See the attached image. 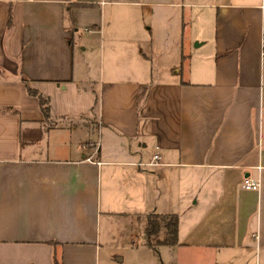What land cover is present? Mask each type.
<instances>
[{
	"label": "crops",
	"instance_id": "crops-1",
	"mask_svg": "<svg viewBox=\"0 0 264 264\" xmlns=\"http://www.w3.org/2000/svg\"><path fill=\"white\" fill-rule=\"evenodd\" d=\"M263 36L264 0H0V264H99L151 212L168 264H264Z\"/></svg>",
	"mask_w": 264,
	"mask_h": 264
},
{
	"label": "rangeland",
	"instance_id": "rangeland-1",
	"mask_svg": "<svg viewBox=\"0 0 264 264\" xmlns=\"http://www.w3.org/2000/svg\"><path fill=\"white\" fill-rule=\"evenodd\" d=\"M206 46H203L205 49ZM201 48V49H203ZM95 52V53H94ZM79 53H75V59H77ZM202 55L208 53H201ZM81 56L86 58L85 63L90 68L91 75L97 76L98 69L101 66V54L97 51H93V53H81ZM106 64V60L103 58L102 66ZM31 135V134H30ZM33 135V134H32ZM25 135L22 136L23 140ZM29 136V135H27ZM135 219H133L132 223L130 224L131 233L133 235V239L136 240L137 249L136 247L132 246L130 243L126 241V236L119 232L111 233V242L107 244V248L101 249L100 251V261L99 264H151V260H149L148 256L145 259L138 250H140L141 242L144 239L143 235V222L140 224H136ZM113 225H117L114 223ZM143 235V236H142ZM157 250L152 253V260L154 261L153 264H168V257L165 252V249L159 246H156ZM144 250V249H142ZM145 252V250H144ZM117 257H120L117 259Z\"/></svg>",
	"mask_w": 264,
	"mask_h": 264
},
{
	"label": "trees",
	"instance_id": "trees-1",
	"mask_svg": "<svg viewBox=\"0 0 264 264\" xmlns=\"http://www.w3.org/2000/svg\"><path fill=\"white\" fill-rule=\"evenodd\" d=\"M9 19L10 16H8L7 22H9ZM25 86L27 93L36 98L39 109L43 114V117L46 118L49 114L48 99L42 96L34 88H30L28 83H25ZM177 227L178 215L176 213H148L145 217L143 228L145 244L156 251V246L176 243ZM53 264H59L57 257L53 256Z\"/></svg>",
	"mask_w": 264,
	"mask_h": 264
},
{
	"label": "built area",
	"instance_id": "built-area-1",
	"mask_svg": "<svg viewBox=\"0 0 264 264\" xmlns=\"http://www.w3.org/2000/svg\"><path fill=\"white\" fill-rule=\"evenodd\" d=\"M264 39V36H263ZM90 145L96 147V142H91ZM157 148V147H156ZM86 159H89L88 157ZM161 154H159L158 149H155L152 153L150 158L147 161H137L136 165L142 166V165H148V166H156L161 164ZM241 186L247 189H258L260 186V179L257 177H250L245 176L242 179Z\"/></svg>",
	"mask_w": 264,
	"mask_h": 264
}]
</instances>
